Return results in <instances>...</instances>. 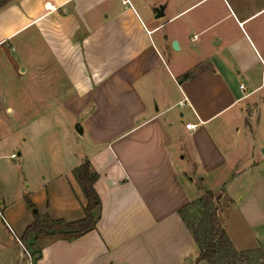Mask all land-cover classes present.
<instances>
[{"label": "crops", "instance_id": "obj_1", "mask_svg": "<svg viewBox=\"0 0 264 264\" xmlns=\"http://www.w3.org/2000/svg\"><path fill=\"white\" fill-rule=\"evenodd\" d=\"M61 123L77 138L66 149ZM85 160L99 173L96 227L71 239H23L34 221L27 195L52 219L85 216L73 174ZM207 190L234 249L264 256V0L0 8L7 264L26 255L30 264H195L200 248L179 210Z\"/></svg>", "mask_w": 264, "mask_h": 264}, {"label": "trees", "instance_id": "obj_2", "mask_svg": "<svg viewBox=\"0 0 264 264\" xmlns=\"http://www.w3.org/2000/svg\"><path fill=\"white\" fill-rule=\"evenodd\" d=\"M9 1L0 0V8L5 6ZM73 174L81 185L87 199V203L83 206L85 216L76 221L52 219L49 214H41L38 206L27 195L25 199L34 215V221L27 227L23 239L27 240L33 235L43 233L54 234V230L58 227L64 229L61 231V236L71 239L83 235L96 227L97 221L101 217L102 207L101 197L95 187L99 173L94 170L89 160H85L73 169ZM193 203L180 209L179 213L188 224L200 248V253L195 264H198L201 260H207L210 264H234L231 260L235 257H240L242 254L234 249L219 222L217 213L218 197L214 196L213 192L207 190L198 199V203L201 204L202 213L198 226L195 229L184 216V211ZM35 252L37 253V251Z\"/></svg>", "mask_w": 264, "mask_h": 264}, {"label": "rangeland", "instance_id": "obj_3", "mask_svg": "<svg viewBox=\"0 0 264 264\" xmlns=\"http://www.w3.org/2000/svg\"><path fill=\"white\" fill-rule=\"evenodd\" d=\"M231 31L236 34L238 33V27H236L234 24H232ZM60 134V141H61V147L62 149H66L68 144H73L74 141H76V137L74 133H70L68 128L65 127L64 124L61 123V128L59 131ZM78 144V143H77ZM202 208L201 204L198 203V200L194 201L192 206H190L188 209L184 211V216L186 220L192 225V227L195 229L198 226V222L201 218ZM64 229L61 227L56 228L54 231V235H62L61 231ZM35 250L28 245V252L29 254H32ZM36 253V252H35ZM34 254V253H33ZM245 257V258H244ZM25 259V260H24ZM21 260L20 256L13 261V264H30L29 263V256L26 255L25 258ZM234 264H264V256H260L257 254H254V256L246 257L244 255H241L240 257H235L233 260H231ZM0 264H7V261L4 260L3 257H0Z\"/></svg>", "mask_w": 264, "mask_h": 264}, {"label": "built area", "instance_id": "obj_4", "mask_svg": "<svg viewBox=\"0 0 264 264\" xmlns=\"http://www.w3.org/2000/svg\"><path fill=\"white\" fill-rule=\"evenodd\" d=\"M123 3H124L125 5H127V4H131V0H123ZM196 38H197L196 35L193 36V37H192V41H194ZM186 102H187V99L184 97V99L181 100V101L179 102V104H184V103H186ZM185 126H186V128H190V129L194 127V125H192V124H190V123H186ZM13 156L16 157L17 154H13ZM20 243L23 244L22 240H20ZM33 264H37V263H33Z\"/></svg>", "mask_w": 264, "mask_h": 264}, {"label": "water", "instance_id": "obj_5", "mask_svg": "<svg viewBox=\"0 0 264 264\" xmlns=\"http://www.w3.org/2000/svg\"><path fill=\"white\" fill-rule=\"evenodd\" d=\"M153 10L157 13V17H160V16L163 15L164 7H163L162 5H160V6H156V7H154ZM172 45H174V44H172Z\"/></svg>", "mask_w": 264, "mask_h": 264}]
</instances>
